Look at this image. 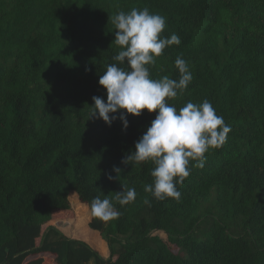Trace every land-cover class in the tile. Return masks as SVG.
<instances>
[{"label": "trees", "instance_id": "1", "mask_svg": "<svg viewBox=\"0 0 264 264\" xmlns=\"http://www.w3.org/2000/svg\"><path fill=\"white\" fill-rule=\"evenodd\" d=\"M144 7L181 40L151 78L178 79L177 56L193 76L166 102L207 99L231 128L203 168L190 162L179 200L144 191L151 162L122 163L155 112L127 129L90 118L119 51L112 17ZM97 195L118 219L85 223ZM0 264H264V0H0Z\"/></svg>", "mask_w": 264, "mask_h": 264}, {"label": "clouds", "instance_id": "2", "mask_svg": "<svg viewBox=\"0 0 264 264\" xmlns=\"http://www.w3.org/2000/svg\"><path fill=\"white\" fill-rule=\"evenodd\" d=\"M112 24L114 43L119 51L112 58L115 63L108 64L99 77L98 85L106 90V99L92 97L90 118L101 119L108 126L118 118L122 129H127L128 114L139 116L145 109L148 113L155 112L150 126L135 142V150L130 151L122 163L151 162L154 166L150 172L152 183L145 184L144 191L157 201L179 200L178 186L190 175V162L203 168L205 154L220 148L231 128L207 99L200 103L189 101L179 109L166 102V98L182 94L193 79L188 62L182 56L174 61L178 79L151 78L148 66L155 64L165 48L181 43L175 33L170 37L162 35L166 28L164 16L151 13L147 7L132 8L114 15ZM118 171L120 169H116ZM136 195L135 188L122 189L116 192L115 200L123 207L133 202ZM144 202L150 204L147 198ZM89 214L108 222L118 219L121 212L108 198L101 199L97 195L90 203Z\"/></svg>", "mask_w": 264, "mask_h": 264}, {"label": "rangeland", "instance_id": "3", "mask_svg": "<svg viewBox=\"0 0 264 264\" xmlns=\"http://www.w3.org/2000/svg\"><path fill=\"white\" fill-rule=\"evenodd\" d=\"M70 202H71V206L73 207V209H75L76 208V202H78L77 201V199H76V197H74V196H70ZM77 209V208H76ZM81 211H85L83 208L81 209ZM76 212H78V211H76ZM76 216H78V213H77V215ZM90 219H91V216H90V214L89 213H86V220H85V223L87 222V224L90 222ZM56 224V226H60V228L62 229L63 227H66V226H62L61 224H57V223H55ZM156 234H158V235H160L161 236V238L163 239V240H165L166 239V236H165V234L164 233H156ZM96 236V238H98L97 237V234L95 235ZM78 238H80V237H78ZM84 240H86L87 242H89V240L88 239H86V238H84ZM99 240V239H98ZM99 242H100V240H99ZM90 243V242H89ZM102 244V245H101ZM98 250H100V252H101V255L104 257V258H107L108 257V249H107V246L104 244V243H101L100 242V245H99V247H98Z\"/></svg>", "mask_w": 264, "mask_h": 264}]
</instances>
